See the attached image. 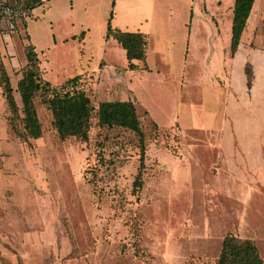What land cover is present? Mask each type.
I'll list each match as a JSON object with an SVG mask.
<instances>
[{"label":"rangeland","instance_id":"374dc122","mask_svg":"<svg viewBox=\"0 0 264 264\" xmlns=\"http://www.w3.org/2000/svg\"><path fill=\"white\" fill-rule=\"evenodd\" d=\"M44 1L38 19L18 21V58L25 63L22 43L32 33L53 85L84 66L95 104L137 98L144 185L134 190L141 164L135 133L94 120L88 140H62L36 97L43 135L0 142V264H213L228 229L253 238L264 257V0H256L236 54L235 0H120L114 8L113 0ZM132 7L150 31L149 70L127 69L125 50L105 38L111 10L112 24L124 28ZM50 29L51 38L70 42L46 54ZM82 31L85 43L71 38ZM105 53L118 64L111 71L100 67ZM231 103L260 124L231 129L235 138L262 142L257 165L236 138V166L223 167ZM9 115L0 95V138Z\"/></svg>","mask_w":264,"mask_h":264},{"label":"trees","instance_id":"16d2710c","mask_svg":"<svg viewBox=\"0 0 264 264\" xmlns=\"http://www.w3.org/2000/svg\"><path fill=\"white\" fill-rule=\"evenodd\" d=\"M22 5L23 15L31 16L35 8L45 3L44 0H14ZM256 0H235L231 48L233 54L238 52L244 31L247 28ZM116 0L112 1V7ZM111 10L106 26V39L116 40L125 50L127 69L149 70L147 63L148 35L142 31H127L114 27ZM85 31L79 35L83 38ZM29 39V36L27 35ZM77 38V36H73ZM26 64L22 67V77L17 84L21 103L15 98L14 88L3 63L0 51V87L4 88V97L10 111L9 125L12 134L26 142L39 138L44 130L35 105V98L40 97L42 104L52 115V127L60 139L76 137L88 140L95 124L103 128L119 127L137 135L140 148V170L134 180V190L144 185L143 169L146 159V134L137 111L136 99L104 100L95 104L86 92L82 74L68 78L63 83L53 85L43 75L41 60L36 46L29 41L25 47ZM247 72L248 69L246 68ZM249 78V77H248ZM156 128H159L155 124ZM213 264H264L257 243L250 238H243L232 230L224 232L219 256Z\"/></svg>","mask_w":264,"mask_h":264},{"label":"crops","instance_id":"0c3cea01","mask_svg":"<svg viewBox=\"0 0 264 264\" xmlns=\"http://www.w3.org/2000/svg\"><path fill=\"white\" fill-rule=\"evenodd\" d=\"M118 2H120V0L119 1L116 0V5H118ZM35 9L33 10L31 16H33L35 19L36 18L38 19V16H36L34 14ZM256 13H257V10L254 9V6H253V10H252L251 16L249 18L248 25L250 23V20H252L255 17ZM135 14H136V11H135V9L133 7H132V9L128 8V10H127V19H126L127 22L124 24V28H123V26H121V27L114 26V25L113 26L114 27H118V28H120L122 30H127V31H138L139 30V31H142V32L146 33L147 35H149L150 34L149 28H141L142 26H139V25L141 23H143V20H141V18H139V20L135 21L137 19V17H135ZM145 19H146V21H148V18H144V20ZM129 27H134V30H129ZM51 31H53V30L50 29V31H49V36H48L49 39H48V46H47L48 50H47L46 54H48L49 52H51V50H53V49H55V48H57L59 46L63 47V43H69L70 42L69 38H67V37H63L61 39H57V38H55V35H54V38H51L52 37ZM0 32H4L6 34L8 33L7 30H6V23L3 20H0ZM14 35L12 36L11 34L10 35L7 34V38L5 39L0 34V51H1V54H2L3 63L5 65V67H6L7 72L9 73L13 88L15 89L14 90L15 98H16L17 102L20 104L21 103V97H20V94L17 92L16 89H17L18 81L22 77V67L27 62L24 47L29 41H31L37 48V52H38L40 60H41V67H42L43 71H44V69L47 70L48 67L45 66V65L44 66L42 65V57H41V52L42 51L39 50L38 44L35 42V37H34V35L32 33H28L27 34L29 36V39L27 38L28 41L25 40V43H22V49H23L24 56H25V63L22 64L20 58H18V49H17V45H16L17 41L14 38ZM73 36H77V38H73ZM86 37H87V34H86V31H85V35L83 36V38H80L76 34L72 35L71 38L79 39L80 41L85 43ZM148 40H149V37H148ZM148 45H149V43H148ZM125 54H126V52H125ZM244 55H245L244 53L239 54L238 55V60L236 62L239 63V59H243ZM113 63L114 62H111L108 59L107 54L105 53L100 67H102V65H103L106 69L108 68V70L111 71V68H114V67L118 66V64H114L113 65ZM46 65H49V63H46ZM81 67H82V71L80 73H78V74H85V73L89 72L87 70H83L85 68L84 66H81ZM101 71H104V68L103 69L101 68ZM123 75H124L123 73L114 74L115 77L121 76V78H123ZM14 77L16 78V82L13 81ZM237 79L239 80V74L237 76ZM0 95L4 97V88L3 87H0ZM135 99L137 101V98H135ZM121 100H128V99H121ZM6 103H7V101H6ZM246 111L247 110L244 109L243 107L238 109L236 104H234V103L229 104V113H230V115L233 118L232 119L233 123L230 122V119L227 120V135L225 136V139H224V142H223V145H224V153H223L224 166L223 167L225 169H226L227 166H228L229 169H230V166H232V167L236 166V163H235L236 159L233 156V153L235 152L234 144H235V139L236 138H237L236 141L238 140V143L241 145L240 147H242L244 151H247L249 153V156H250V154H254V155H252L253 156L252 158L254 159V164L257 165L260 162V160H261L262 154L261 153L259 154L258 151H260L259 147L262 150V142H260L259 138L257 136L256 137L252 136L251 138H250V136H247V137L236 136V138H235V136H234V134L232 133V130H231L232 126L233 127H237V128L238 127H244V128H247V129H249L251 127L252 128H258V125H260L258 121H255V120H252V119H243V118H241V117H244L242 115L245 114ZM7 120H8V118H7ZM7 123H8L7 131H6L7 135L5 134L4 137H1L0 138V142H1V140L7 139V138L10 139V140H14L13 139L14 138L13 134H12L11 129H10L9 121H7ZM1 127H2V123H0V129H1ZM3 127H4V123H3ZM255 132H257V131H255ZM0 136H3V134H1V130H0ZM254 152H257V153L255 154ZM240 159H243L242 154H241V158ZM261 211L264 212V210H261ZM242 215L244 217V223H246L249 217H246L247 215H245V214H242ZM228 230H230V229H228ZM243 238H246V237H243ZM247 238L253 239L251 237H247Z\"/></svg>","mask_w":264,"mask_h":264},{"label":"built area","instance_id":"2783aa9c","mask_svg":"<svg viewBox=\"0 0 264 264\" xmlns=\"http://www.w3.org/2000/svg\"><path fill=\"white\" fill-rule=\"evenodd\" d=\"M23 13L22 5L17 4L16 1L0 0V20L6 23V30L9 34L18 33V21Z\"/></svg>","mask_w":264,"mask_h":264},{"label":"bare ground","instance_id":"6f19581e","mask_svg":"<svg viewBox=\"0 0 264 264\" xmlns=\"http://www.w3.org/2000/svg\"><path fill=\"white\" fill-rule=\"evenodd\" d=\"M238 74H239V82H240V84H241V83H243V82H241V80H243V78H242V77H243V74H242L241 71H239ZM263 82H264V81H263Z\"/></svg>","mask_w":264,"mask_h":264}]
</instances>
